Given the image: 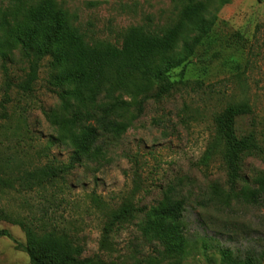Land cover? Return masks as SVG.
<instances>
[{"label":"rangeland","instance_id":"1","mask_svg":"<svg viewBox=\"0 0 264 264\" xmlns=\"http://www.w3.org/2000/svg\"><path fill=\"white\" fill-rule=\"evenodd\" d=\"M52 1L54 8L66 12L87 44L121 49L134 27H143L158 38L184 28L186 10L205 0ZM11 5L0 0L1 12H7L8 19L29 21L26 9ZM218 17L221 34L240 32L245 42L236 58L224 52L205 77V84L176 87L161 97H150L139 110L140 99L160 85L141 72L117 93L130 125L99 161L77 165L65 180L45 188L17 185L0 191V207L12 218L0 219V231L10 234H0V264H33L25 249L28 245L43 253L39 231L30 239L15 218L32 221L34 228L65 231L75 246L83 248L79 258L93 259L88 262L93 264H151L148 260L153 257L159 261L153 264H223L222 248L240 255L264 248V205L236 200L215 205L210 200L212 187L229 190L227 168L219 156L208 165L203 162L214 131L213 115L233 100H248L252 106L251 113L236 120L238 138L252 135L264 147V0H231L219 9ZM45 23L39 22L37 29ZM10 30L12 37L20 33L15 25ZM7 49L0 47V153L11 158L12 167L20 165L26 170L66 163L70 148L58 138L70 136L71 125L58 91L65 100L80 102L70 64L53 71L45 59L33 92L25 93L17 85L26 79L28 66L18 52L3 58L1 52ZM151 64L160 65V59L154 58ZM193 66L197 64L186 68V78L191 80L196 78ZM182 68L181 64L170 69L171 79H181ZM53 73L65 79L52 80L57 83L52 85ZM242 174L257 185L264 181V159L247 156ZM180 181L190 198L185 217L195 241L185 257L164 253L172 247L161 244L154 231L148 230L154 210L163 201V191ZM127 199L137 208L133 222L111 234L107 248L102 247L105 213Z\"/></svg>","mask_w":264,"mask_h":264},{"label":"trees","instance_id":"2","mask_svg":"<svg viewBox=\"0 0 264 264\" xmlns=\"http://www.w3.org/2000/svg\"><path fill=\"white\" fill-rule=\"evenodd\" d=\"M35 1L8 0L9 6L12 4L11 7L16 6L23 11L26 9V16L32 25H28L29 21L13 23L12 18H7V12H1L0 6V47L8 48L1 55L8 59L18 52L20 59L27 64V77L17 85L25 93L33 92L45 59L53 71L61 65L70 64L72 74L77 78L80 102L65 100V96L58 91L65 105L64 116L68 117L71 125L70 136L58 138L62 143L67 142L70 148L67 162L46 163L26 170L20 165L12 167L11 158L0 153V191L3 192L15 189L17 185L45 188L58 179L65 180V176L77 165L99 161L130 125L117 93L122 92L141 72L160 81V85L156 92L140 99L139 110L150 97H161L176 87L181 89L205 84V77L211 73L215 63L222 59L224 52H228L230 58H236L245 42L240 32L224 36L218 29L219 9L231 0H205L188 8L184 15L185 27L163 38L149 34L143 27H134L121 49L90 46L72 26L66 12L53 7L52 0H39L38 4ZM215 4L218 7L214 8ZM42 21L46 23L39 30L37 24ZM13 25L20 33L12 37L9 32ZM156 57L160 59V65L153 66L151 62ZM181 64L182 78L171 79L170 69ZM195 64L196 78H186V68ZM59 79L62 81L65 78H56L53 73L49 82L56 86L57 83L52 80ZM5 109L2 106V114L6 118ZM251 112L252 106L248 100H233L213 115L214 131L204 152L203 162L208 165L212 158L219 156L226 165L229 184L228 191L216 185L212 187L214 197L210 200L215 205L229 204L232 200L255 206L264 205V181L257 185L242 174L243 160L251 155H259L264 159V147L252 135L242 139L236 134L237 118ZM58 115L54 113V117ZM189 205L190 198L180 181L167 186L163 191L162 203L152 214L148 230L154 231L161 244L172 247L163 251L169 256L177 254L185 257L192 252L195 241L190 237L185 217ZM136 210L133 202L127 199L118 208L105 213L102 247L107 248L111 234L133 222ZM0 219H12L2 207ZM13 220L25 229L30 239L36 238L35 233L39 231L43 253H38L30 245L25 247L33 264H93L88 263L93 259L79 258L83 248L75 246L74 239L65 231L34 228L32 221L20 218ZM0 234L10 236L7 231H0ZM221 253L223 264H264V248L246 255L236 254L230 248H222ZM148 262L153 264L159 261L153 257Z\"/></svg>","mask_w":264,"mask_h":264}]
</instances>
